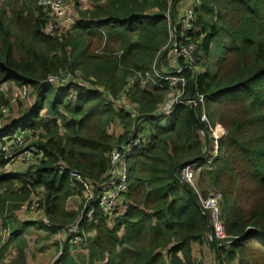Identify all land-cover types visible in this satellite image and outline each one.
Listing matches in <instances>:
<instances>
[{"label": "trees", "instance_id": "obj_1", "mask_svg": "<svg viewBox=\"0 0 264 264\" xmlns=\"http://www.w3.org/2000/svg\"><path fill=\"white\" fill-rule=\"evenodd\" d=\"M173 1L98 0L74 26L54 34L46 31L39 0H24L11 13L0 9V85L14 82L35 95L21 129L0 135V147L6 137L29 131L28 143L44 152L25 172L11 173L0 152V219L19 251L8 264H27L28 227L69 230L82 214L80 229L97 231L86 238L94 258L95 252L108 255L116 264V248L127 243L134 250H125L118 264H198L192 245L207 234L209 218L179 172L205 159L201 130H210L200 122L202 107L160 112L174 92L157 76L175 73L158 66L171 40ZM195 26L198 31L188 33V41L198 43L194 93L205 97L211 122L228 129L218 157L199 174L204 195L221 190L222 219L237 237L228 249H217V262L264 264V0H201ZM64 74L72 77L66 84L49 83ZM10 102L0 91V119ZM113 124L122 132L111 133ZM140 132L145 140L128 155L130 202L123 222L110 229L108 214L96 204L91 222L84 203L68 210V199L83 196L85 188L69 172L99 191L109 178L112 151L137 141ZM40 193L38 207L49 223L20 221L17 212ZM65 252L58 264H75Z\"/></svg>", "mask_w": 264, "mask_h": 264}, {"label": "built area", "instance_id": "obj_2", "mask_svg": "<svg viewBox=\"0 0 264 264\" xmlns=\"http://www.w3.org/2000/svg\"><path fill=\"white\" fill-rule=\"evenodd\" d=\"M184 6L179 10V16L173 14L174 7L169 12L170 34L171 40L167 47L165 55L168 53V63L174 69L175 73H158L157 76L167 81L174 92L161 106L163 115L173 114L179 105L188 106L190 108L202 107L203 111L200 116V122L206 123L209 127V135L203 129L201 135L209 138L207 143L205 159L195 163H188L179 172V178L187 183L194 190L199 199L200 210L209 218V230L207 236L216 242L217 249H228L234 244L237 237L228 234L224 220L222 219V202L223 194L219 190H213L209 194L204 195L197 184L194 182L196 174L204 169V167L216 160L219 153V141L226 136V132L222 127L212 126V122L206 112L205 97L201 94L194 93L193 97L187 94L189 81L194 79L200 69L196 61V53L198 51V43L188 41V33L190 31L197 32L195 26V11L201 5V0H184ZM43 14L47 18L46 31L50 34L61 31L63 23H69L67 27L74 26L77 20L66 16L71 13L64 0H39ZM189 73V77L185 75ZM72 79L70 75H62L60 77H51V84H66ZM125 100H123L124 103ZM126 105V103H124ZM2 112L6 114L8 107L2 106ZM29 131H21L16 134L13 139L6 137V143L0 147L1 154L6 160L11 161H32L42 158L44 152L33 145H28ZM145 140V136L140 132L139 139L123 145L122 149L116 148L110 154L109 178L100 184L96 205L106 214H110L117 209L118 202L126 194L130 187V168L131 163L128 155L133 146H139ZM26 143V144H25ZM212 143V144H211ZM211 144V145H210ZM210 145V146H209ZM200 174V173H199ZM69 176L85 185L88 188L89 183L82 174L76 171H70ZM39 206V203L35 207ZM46 223H49L45 219ZM76 239H80V227L77 222L71 229Z\"/></svg>", "mask_w": 264, "mask_h": 264}, {"label": "crops", "instance_id": "obj_3", "mask_svg": "<svg viewBox=\"0 0 264 264\" xmlns=\"http://www.w3.org/2000/svg\"><path fill=\"white\" fill-rule=\"evenodd\" d=\"M64 1L67 4L66 0H64ZM182 2H183V4L185 3L184 0H182ZM93 6L91 8H93ZM68 7L70 8L69 5H68ZM91 8H88V9H91ZM84 11H81V12H84ZM159 65L164 70L165 66H164V63L162 60L158 62V66ZM3 85H0V88ZM28 89L30 90V88H28ZM34 100H35V97H34ZM10 106H11V102L9 105V109H10ZM32 107H28V108L31 109ZM23 113L20 117L13 119L10 122H5V120L0 119V135L7 134L8 132L9 133L16 132L17 129L20 128L19 127L20 126V118L23 116ZM15 122H17V123L14 124ZM120 131L122 132V129ZM20 162H23L24 164H26L25 165L26 167L20 168V170L18 169L16 172H25L28 169V166H29L28 163H30V162L29 161H20ZM9 166L10 165L8 164L5 167V169H4L5 173L13 172V171H10V172L6 171ZM204 168H206V166ZM41 191L42 190L40 189V192ZM97 193H98L97 188H95L94 185L89 184L88 188H86V187L84 188V191L82 194L83 196L75 195V196L68 199L67 209L68 210H78L80 208L81 204L84 203V209L83 210L84 211L88 210L87 216L85 215V217L88 219L89 222L93 221V215H94V212L96 210V208L93 205L96 203V197L98 196ZM41 197H42L41 193L38 196L36 194H34L32 196L31 203H32L34 198H37V200H38ZM129 202H130L129 197L125 194L121 198V200L118 202L117 209L112 211L108 215L107 225L110 229H114L117 226V224L123 222L125 216L128 213ZM28 205H29V203H26L22 207V209H20L18 212L25 210L28 207ZM30 208L32 210H35L36 209L35 204H34V208H33V205ZM89 208H90V210H89ZM39 211L42 214L43 219L42 220L41 219L36 220L35 222H45L46 223L45 219H47V218L45 217L44 211L41 209ZM82 219H83V214H82V216H80V218L78 220L79 227H80ZM27 222H29V221H27ZM30 223H34V222H30ZM154 223H156V220H154ZM33 227L36 228L35 231L31 230V229H33ZM28 229H30L29 232H30V234H32V236L26 235L27 232L25 233V237L28 241V246L25 250L27 264H58L59 259L61 258L63 252H65V251H66L65 254H67L70 258L69 261H73L75 264H114L111 262V259H109L108 255L97 256L96 252H95V258H94L93 253L90 250L89 241L86 238L87 237H94L97 234V231H94V230L89 231L86 234L83 226H81L80 234H79L80 239H76L75 234L72 233L70 229L69 230L63 229L60 231L57 230L55 232H52L51 230H49L45 227H40V225H33L32 227L30 226ZM117 235H118L119 239H121V240L124 238L125 230H124L123 225H121V228L117 231ZM0 236H1L0 237L1 238V242H0V264H3L4 262H5V264H8L14 258H16L18 256L19 251H18L16 243H14V242H12L10 244L8 243L9 237H10V231L4 230L2 228V221H1V225H0ZM33 236L35 237V242H33L34 247H32V243H31V239H32L31 237H33ZM6 237H7V239L5 240ZM13 245H15V248L13 247ZM128 245L129 244L124 243L123 245H120L116 248V254L118 257V260H117V258L115 260L116 264H118L119 260L121 261L124 258V251L125 250H134V247H129V249H126L128 247ZM192 246H193L194 257H196V259L197 258L200 259V257L203 256L204 260L208 263H211L214 257H215V259H217L218 251L216 248V244L213 240L208 238L207 234L202 238V240L194 242ZM11 249H14V251H13L14 254L11 256V258H9L7 260L6 259L7 252L10 251Z\"/></svg>", "mask_w": 264, "mask_h": 264}, {"label": "rangeland", "instance_id": "obj_4", "mask_svg": "<svg viewBox=\"0 0 264 264\" xmlns=\"http://www.w3.org/2000/svg\"><path fill=\"white\" fill-rule=\"evenodd\" d=\"M23 1L24 0H0V9L2 7H5L7 9V12L11 13L12 8L13 7L14 8L17 7V5H19V4H22ZM97 1L98 0H66L67 4L70 6V8L69 7L68 8L70 9V12H71V13H67L66 16L69 15V16H71L72 19L79 20V19H81V17H80L81 16V11H84V10H86L88 8H91ZM170 3L172 5L178 6V8L176 9V13H174V14L176 16H179V10L184 6L182 0H176L175 2L173 1V2H170ZM68 25H69V23H63L60 28L61 29L66 28ZM166 51H165V53H166ZM163 63H164V66H165L164 70L166 72H173L174 69L168 63V53L165 55V60L163 61ZM0 91L4 92L6 94V97L11 100V106H10L9 112L7 113V115H4V118L2 119V120H5V122H10L13 119H16V118L20 117L22 115V113L28 107H32L35 104V100H34L35 95H34L32 89L29 90V89L21 88L17 84H15L14 82H10V83L4 84L0 88ZM19 102H22L23 106H19V104H18ZM214 125H215V122L212 123L213 127H214ZM215 127H222L225 130L226 134L228 133V129L225 127V125L217 124ZM120 130H121V127H120V125H117V124H113L110 127V132L113 133V134L121 133ZM27 144L30 145V143H27ZM9 165L10 166L6 170L8 172H10V171L16 172L18 169L20 170V168H25L26 167L25 166L26 164H24L23 162H20V161H16V160L11 161ZM203 170H201L200 172H202ZM200 172H198L196 174L194 182L197 184L198 188L200 190H202V187L204 185H202L201 182H200V175H199ZM213 190L221 191L218 188H214L211 191H213ZM34 204L35 205L38 204L37 198H34L32 203L29 204L28 207L25 210L17 213V216H18L20 221L35 222L36 220H40V219L42 220L43 219V216L40 213V211H39L40 209H39L38 206L36 207L35 210H32L30 208L32 205H33V208H34ZM0 225H1V221H0ZM29 230L30 229L26 230V232H27L26 235L32 236V234H30ZM31 230L35 231L36 228L33 227V229H31ZM31 238H32L31 239L32 247H34L33 242H35V237L33 236ZM6 239H7V237L5 238V240ZM13 247L15 248V245H13ZM13 251H14V249H11L10 251L7 252V255H6V259L7 260L9 258H11V256L14 254ZM216 260L217 259H215V257H214L212 262L208 263V262H206L204 260L203 256H201L200 259L197 258L198 264H218V262ZM3 264H5V262ZM232 264H237V262H233Z\"/></svg>", "mask_w": 264, "mask_h": 264}, {"label": "water", "instance_id": "obj_5", "mask_svg": "<svg viewBox=\"0 0 264 264\" xmlns=\"http://www.w3.org/2000/svg\"><path fill=\"white\" fill-rule=\"evenodd\" d=\"M194 80H191V85H190V95H191V97H193V95H194V89H195V87H194V82H193ZM191 110L194 112V109L193 108H191ZM160 112H157V114H159ZM210 141V139L209 138H207V143ZM215 242V241H214ZM215 244H216V242H215ZM217 248V247H216Z\"/></svg>", "mask_w": 264, "mask_h": 264}]
</instances>
